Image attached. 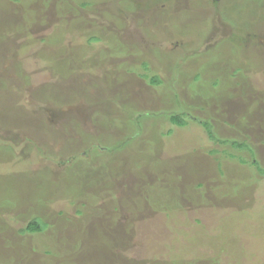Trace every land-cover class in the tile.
Instances as JSON below:
<instances>
[{"label":"rangeland","instance_id":"obj_1","mask_svg":"<svg viewBox=\"0 0 264 264\" xmlns=\"http://www.w3.org/2000/svg\"><path fill=\"white\" fill-rule=\"evenodd\" d=\"M263 16L264 0H0V264H264ZM240 34L252 66L222 91L211 80L233 70ZM102 163L107 181L63 197L66 165ZM37 212L47 231L21 236Z\"/></svg>","mask_w":264,"mask_h":264},{"label":"trees","instance_id":"obj_2","mask_svg":"<svg viewBox=\"0 0 264 264\" xmlns=\"http://www.w3.org/2000/svg\"><path fill=\"white\" fill-rule=\"evenodd\" d=\"M14 1V0H13ZM20 1H22V0H16V2H20ZM89 3H90V1H87V2H85V3H82L81 4V6H83V7H85L87 4L89 5ZM264 17V16H263ZM262 17V18H263ZM253 24V23H252ZM253 25H255V23L253 24ZM241 26V25H240ZM252 26V25H251ZM244 26H242V28H243ZM241 27H239V30L240 31H242V33H244V31L245 30H247V29H249L250 27H248V25L247 26H245L244 28H243V30H241L242 29ZM250 31V30H249ZM241 35H243V34H240V39H242V40H240L241 42H240V44L237 46V48H238V51H237V58H239V62L237 61V62H235L234 63V61L233 60H228L229 62L228 63H225V62H222L223 60H225L224 58L226 57V55H214V57H212L211 58V61H212V64H216L217 63V61H219V59H220V63L222 64V63H225V64H227V65H229V64H232V65H235V66H228V67H231V69H233L232 71H230L229 69L228 70H223V71H226V72H224V75L222 76L221 74H220V77H218V78H213L211 81H212V86L213 87H219L220 86V90H222V91H225L226 89H228V87H230V86H232L231 84H236V83H238L239 82V78L241 77V78H243L244 77V74H245V71L247 70V67L246 66H248V67H251L252 66V61L250 60L251 58L250 57H248L246 54V56H242V57H240L238 54L240 53V55H241V53H242V51L244 52L245 51V46L243 45V43H246V40H247V38H243L244 36H241ZM100 39V37H98V36H92V37H90V41L91 42H95V41H98ZM242 44V45H241ZM237 45V44H236ZM235 45V46H236ZM253 50V49H252ZM248 55H251V54H249V52H248ZM4 55H0V62H2V57H3ZM241 58H243V59H241ZM242 60V61H241ZM246 61V62H245ZM240 62H241V64H240ZM243 63V64H242ZM212 64H209V65H212ZM251 64V65H250ZM219 69H217L216 71H218ZM216 71H215V73H216ZM229 71V72H228ZM199 73L200 74H202V72H200L199 71ZM202 76H199V74H198V76H197V78H196V81L198 80V81H200L202 78H201ZM151 82L152 83H160L161 82V80L157 77V76H153L151 79ZM238 82H237V81ZM234 84V85H235ZM226 87V88H225ZM208 96V95H207ZM154 111H157V113L158 114H161L162 115V117L164 118V120H163V122L167 119V118H169V120L171 121V122H173L174 124H177V125H185L186 124V122H185V120L183 119V117H182V115H187L186 113H184V112H181V113H174V112H169V111H165V110H153L151 113H153ZM202 111L203 112H206V110L204 109V108H202ZM246 114H247V116H246V119H248V120H250V121H253V119H255V118H253V116H254V113H253V111H250L249 112V110L248 111H246ZM190 116V115H189ZM190 117H193V118H196V117H194L193 115H191ZM197 120H198V118H197ZM213 120V119H212ZM256 120V119H255ZM200 121H202V124H204L205 126H206V128H207V134H208V136H209V138L211 137V138H213V139H215L214 141L215 142H217L216 140H220L221 142H224V143H229L230 142V140L229 139H221L220 137H219V135L215 132V130H214V123L213 122H210V120H200ZM139 122V121H138ZM142 122L140 121L139 122V124H141ZM143 128L142 127H140V128H138L137 130H139V131H141ZM167 133H169L170 134V131L169 130H167V132H165V131H161V134L163 135V134H167ZM139 133H135L133 136H130L128 139H125L124 141H123V146H126L127 144H130L132 141H133V139H140V137L141 136H143L142 134L139 136L138 135ZM161 138V137H160ZM210 138V139H211ZM141 141V140H140ZM152 141L154 142L155 140H153L152 139ZM157 141V140H156ZM155 141V142H156ZM230 145L231 146H233V147H236V148H239V149H246V150H248V149H250L249 147H250V145H249V143L246 141V140H243V141H241V140H237V139H232L231 140V142H230ZM105 151H106V153L107 154H111L112 153V148L108 145V146H105V149H104ZM251 150V149H250ZM89 153V151H86V152H84V154H88ZM101 153H103V151H101ZM86 155H84L83 157H82V159H78V155H75V156H72L71 157V159H70V161H72L73 163H76V161L77 162H82V161H87V164H88V161H89V163H91V159L90 160H88V158H87V156ZM100 155V157H102L103 158V155L102 154H99ZM81 158V157H80ZM95 159H92V161H94ZM153 162V161H152ZM60 164L62 165L63 163L60 161ZM112 164V162H109V165L110 166H112L111 165ZM119 164H121L120 163V161H119V163H118V161H116L115 160V162H114V164H113V168H110V171H113L112 169H118V165ZM253 164H254V166H256L258 169H259V171L264 175V168H262L260 165H258V162L257 161H254L253 162ZM108 163L107 164H104V163H102L101 165H99V166H94L93 168H91L92 170L91 171H89V170H84L82 167L81 168H79V169H77V171H75L74 173L73 172H70L69 171V166H71V165H66V168L64 169L65 171H61L60 173H61V176H59V181H58V183L59 184H61V185H63V184H66L65 185V187H63L62 189H63V191H62V195H63V197H65V199H67V200H69L70 202H74V200H73V198L74 197H79L78 199H83L85 196H86V194L89 192L88 191V189L89 188H91V186H93L94 185V183L97 181L96 179H94L93 177H92V175L93 174H95V176L97 177V179H98V181H99V183L100 182H104L105 180L107 181L108 179H109V176L111 175V174H109L108 176H107V173H108ZM83 166V165H82ZM193 170H195V169H193ZM199 170V169H198ZM198 170H195V171H198ZM100 171L104 174V178H99V176H101V174H100ZM107 171V172H106ZM183 171V170H182ZM182 171H179V172H177V171H175L174 173H171V174H173V176L175 177H178V178H180V176H181V172ZM202 171V170H201ZM115 172V171H114ZM186 172H190V173H193L192 172V169H190L189 171H186ZM200 174V173H199ZM165 175V169H163V170H161V172H158L157 171V180H160V178H162L163 176ZM203 174H201L199 177L201 178V177H203L202 176ZM21 177V176H20ZM72 177H74V180H71L72 179ZM198 176H196V175H194L192 178L195 180L196 178H197ZM1 178H4V177H1ZM94 179V180H93ZM192 179V180H193ZM162 180V179H161ZM4 182H5V180H4ZM2 183V182H0L1 184H0V198L2 199V197L4 198V196L5 195H7L6 193L8 192V191H10L9 190V184H7L6 182L5 183ZM98 183V184H99ZM73 184V185H72ZM97 184V185H98ZM155 184H158V183H156L155 182ZM60 185V187H62ZM96 185V186H97ZM67 186H69L70 188H68V190L70 191H68L67 189H64V188H67ZM72 186V187H71ZM198 189H201V187H204V185H203V183H200V182H198V183H196V185H195ZM75 187V188H74ZM57 192V187H55L52 191L50 190V193L52 194V195H50V196H57L58 194L56 193ZM189 192V191H188ZM151 197H153L152 196V193H151V195H150ZM58 197V196H57ZM87 197V196H86ZM53 198L54 197H50V198H48V200H53ZM145 199H148V198H145ZM42 201V199L40 198L39 200H38V202H41ZM81 212L82 211H78V213H80L81 214ZM38 213L39 212H37V213H34L33 214V218L28 222V225L24 228V229H21L19 232H20V235L21 236H32V235H35V234H41V233H44V232H46L47 231V229H48V227L50 226V225H48L47 224V222H45L43 219H42V215H38ZM85 215H86V213H85ZM83 225V224H82ZM100 229V228H99ZM82 230V229H81ZM82 231H84V234H82V235H87V233L88 232H90L89 231V228H85L84 230H82ZM97 233H98V235L99 236H102V234L100 233V232H98L97 231ZM89 234V233H88ZM78 236V235H77ZM80 236V235H79ZM103 237V236H102ZM82 236L81 237H78L77 239H75V241H77L78 240V242L79 243H81L80 242V240L81 241H83L82 240ZM22 239V243L24 244V242H23V238H21ZM24 240H25V238H24ZM26 242V241H25ZM42 243V242H41ZM38 245H36V246H34V244L33 243H31V247H29L26 251H27V255L26 256H29L30 255V252L32 251V252H39L40 250H39V248H41L42 246H41V244H40V241L37 243ZM49 246L50 245H48V246H46V249H45V252H46V254H52V252L49 250ZM42 248H44V247H42ZM48 248V249H47ZM29 250H31V251H29Z\"/></svg>","mask_w":264,"mask_h":264}]
</instances>
